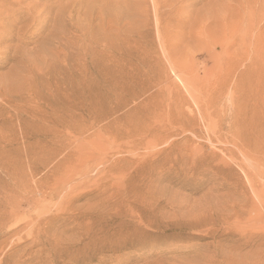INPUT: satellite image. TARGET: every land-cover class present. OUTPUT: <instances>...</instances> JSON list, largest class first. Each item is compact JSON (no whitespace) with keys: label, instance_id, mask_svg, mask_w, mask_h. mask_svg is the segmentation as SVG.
<instances>
[{"label":"rangeland","instance_id":"1","mask_svg":"<svg viewBox=\"0 0 264 264\" xmlns=\"http://www.w3.org/2000/svg\"><path fill=\"white\" fill-rule=\"evenodd\" d=\"M0 264H264V0H0Z\"/></svg>","mask_w":264,"mask_h":264}]
</instances>
